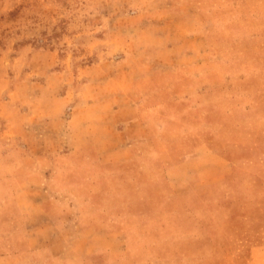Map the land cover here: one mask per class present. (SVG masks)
I'll return each instance as SVG.
<instances>
[{
	"label": "rangeland",
	"instance_id": "rangeland-1",
	"mask_svg": "<svg viewBox=\"0 0 264 264\" xmlns=\"http://www.w3.org/2000/svg\"><path fill=\"white\" fill-rule=\"evenodd\" d=\"M176 1L0 0V255L14 236L30 233L25 211L40 200L44 177L36 171L57 160L75 104L116 101L131 71L135 84L176 88L175 95L231 90L233 116L264 177V0H178L196 11H164ZM142 68L150 70L147 82L136 78ZM86 112L79 115L91 117ZM75 243L65 264H264V206L217 220L205 204L188 208L170 195L139 234L107 242L113 252L86 245L77 252Z\"/></svg>",
	"mask_w": 264,
	"mask_h": 264
},
{
	"label": "crops",
	"instance_id": "crops-1",
	"mask_svg": "<svg viewBox=\"0 0 264 264\" xmlns=\"http://www.w3.org/2000/svg\"><path fill=\"white\" fill-rule=\"evenodd\" d=\"M174 4L178 7L167 4L164 11H196L191 3ZM133 72L116 101L75 104L57 160L36 171V178L44 177L40 200L25 211L30 233L12 238L0 264H65L73 242L77 252L86 245L89 252L111 253L107 242L139 234L150 216L165 210L170 195L188 208L205 204L217 220L256 215L264 206L261 162L244 123L233 116L232 91L189 89L175 95L176 88L135 84ZM148 72L142 68L136 78L147 82ZM167 92L173 95L165 98ZM84 111L91 117L79 115ZM154 120L170 123L175 131L156 130ZM53 148L45 154L53 155Z\"/></svg>",
	"mask_w": 264,
	"mask_h": 264
}]
</instances>
